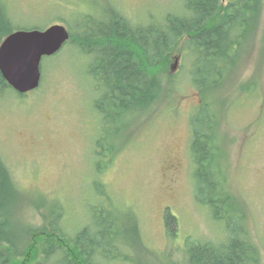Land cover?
<instances>
[{"label": "rangeland", "instance_id": "rangeland-1", "mask_svg": "<svg viewBox=\"0 0 264 264\" xmlns=\"http://www.w3.org/2000/svg\"><path fill=\"white\" fill-rule=\"evenodd\" d=\"M4 1L14 27L27 30L56 24L73 29L77 15L94 14V9L113 8L142 26L160 23L166 13L182 14L181 0ZM252 31L234 77L218 96L225 100L220 108L225 185L246 209L247 229L264 264V0ZM184 41L177 48L181 51L170 55L168 68L160 69L159 97L131 118L117 152L98 176L121 213L130 210L137 218L138 240L128 224L133 222L126 225L127 247L139 264H183L186 238L217 242L223 235L220 224L193 197L189 118L200 99L190 82L192 58L182 49ZM46 58L40 62L42 80L36 90L21 98L13 89L0 95V157L19 194L14 204L18 233L43 226L42 207L29 202V195L60 201L63 226L72 234L84 225L93 203L92 152L100 130L92 109L96 94L86 75L90 61L68 46ZM249 82L255 83L252 92L242 94L241 86ZM166 211L176 219L173 230L165 228Z\"/></svg>", "mask_w": 264, "mask_h": 264}, {"label": "trees", "instance_id": "trees-1", "mask_svg": "<svg viewBox=\"0 0 264 264\" xmlns=\"http://www.w3.org/2000/svg\"><path fill=\"white\" fill-rule=\"evenodd\" d=\"M222 1L181 0L182 14L166 13L160 23L143 26L129 23L113 8L94 9L95 15H77L73 29L67 26L69 39L62 48L68 46L83 61H90L86 75L96 94L92 109L100 130L92 152L93 203L88 204L84 225L70 234L63 226L65 210L60 201L33 200L25 195L29 202L42 207L43 226L38 230L28 226L18 233L14 204L19 194L0 157V264H23L22 260L26 264L50 260L55 264H139L128 250L131 239L126 225L133 222L128 224L138 240L137 218L130 210L121 213L98 176L117 152L131 118L159 97L160 69L168 68L170 55L179 50L183 39L182 49L192 58L190 82L200 99L189 118L193 197L210 219L220 224L223 233L217 242L186 238L183 264H260L259 249L247 229L246 209L225 185V136L220 132V108L225 100L218 95L236 73L259 17L261 0ZM23 30L27 31L14 27L5 1L0 0V44L11 33ZM40 70L42 80V63ZM254 85L243 84L239 91L250 94ZM11 89L0 73V95ZM16 94L20 98L26 95ZM163 221L166 230L174 229L172 214L166 211Z\"/></svg>", "mask_w": 264, "mask_h": 264}, {"label": "water", "instance_id": "water-1", "mask_svg": "<svg viewBox=\"0 0 264 264\" xmlns=\"http://www.w3.org/2000/svg\"><path fill=\"white\" fill-rule=\"evenodd\" d=\"M68 39L66 28L57 24L8 35L0 44V73L7 85L18 94L36 90L41 59L57 53Z\"/></svg>", "mask_w": 264, "mask_h": 264}]
</instances>
